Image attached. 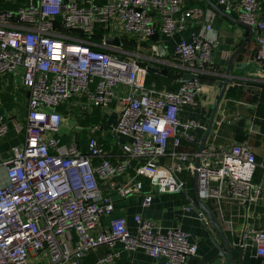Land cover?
<instances>
[{"label": "built area", "instance_id": "2783aa9c", "mask_svg": "<svg viewBox=\"0 0 264 264\" xmlns=\"http://www.w3.org/2000/svg\"><path fill=\"white\" fill-rule=\"evenodd\" d=\"M188 2L24 0L16 10L0 9V77H20L29 93L20 128L24 142L0 159V264H30L32 254L44 251L51 264H82L101 246L116 244L127 252L143 250L164 264H185L198 254L188 233L163 229L141 215L135 216L132 231L126 217L113 216L112 193L120 199L142 196L149 208L156 194L185 192L187 182L180 175L188 173L197 176L206 202L251 206L262 199L264 187L254 180L259 163L248 141L179 151L182 136L193 139L192 130H207L180 114L199 107L202 78L210 73L218 47L216 13ZM218 2L226 10L238 5L239 21L255 34L256 58L264 63V0ZM192 24L195 29L179 40L175 56L194 78H179L177 90L148 84L149 67L161 56L154 39L191 31ZM121 86L127 91L118 92ZM113 104L117 121L111 131L130 139L116 160L98 135L102 122L80 128L89 134L85 149L77 142L62 143L60 131L72 113L66 116L60 107L70 112L77 107L80 114L100 108L103 116ZM7 133L8 123L0 117V141ZM170 139L172 163L165 164ZM200 217L205 220L203 213ZM104 218H109L106 226ZM242 241L243 248H255L264 259V227L246 224ZM119 256L107 253L97 264H111Z\"/></svg>", "mask_w": 264, "mask_h": 264}, {"label": "crops", "instance_id": "0c3cea01", "mask_svg": "<svg viewBox=\"0 0 264 264\" xmlns=\"http://www.w3.org/2000/svg\"><path fill=\"white\" fill-rule=\"evenodd\" d=\"M210 2L211 0H203L202 2L189 0L188 2L190 7L200 5L204 9L210 8L216 13L213 24V36L218 41V47L214 55V65L210 68V73L202 78L203 92L199 99V107L184 109L180 117L184 121L196 119L208 128L212 108L219 100L227 80L230 79L231 83L228 85L226 93L218 107L207 145L227 146L248 141L256 153L257 158H264V138L261 137L262 128L255 124L254 120L255 110L257 108V103L254 100L257 94V87L254 85L258 80L264 79V63L259 62L256 58L257 46L254 37L255 34L253 35V32L247 27L237 23L239 21L238 5L234 4L230 10H226L219 5L217 0L216 4L227 14L224 15L214 10ZM194 29L195 26L192 24L191 31L188 30L187 32L171 37L158 35L154 39V42L158 44L161 56H155L156 61L153 63V67L158 69L167 68L169 71L165 75L149 72V75L152 73L155 79H151V82L148 81V84L152 82L157 83L158 79H160L161 83H163L162 88H175L180 85L179 78L185 76V72L181 60L175 56V50L179 40L182 37H189ZM167 78L170 80L163 81ZM235 87L242 89L243 95L228 99V92ZM126 91L127 89L123 86L118 89L120 93ZM28 100L29 93L23 87L20 77L18 78L13 75L0 77V117H3L8 123V133L0 141V159L9 158L12 148L24 142V133L20 128H23L25 125ZM100 110L103 129L98 135L101 137L106 150L111 154L113 160H116L122 155V144L129 142L130 139L117 137L111 131L112 126L117 121L114 104L106 115L102 116L103 111L102 109ZM60 111L66 116H70V113L67 114L64 109ZM71 113L76 123L75 126L78 125L79 129L90 126L80 125L78 123V117L90 116L92 112L80 114L76 107L72 108ZM228 118L231 120V123L228 122ZM68 120L70 119L66 118L63 125L67 124ZM190 135L193 139L182 136L179 151L189 153L199 152L198 144L203 141L205 131L192 130ZM72 136H74L73 141H70L65 133L62 132L61 128L59 138L63 144L71 145L73 142H77L81 148H86L89 134L85 129L81 135L79 130H74ZM173 151V139H170L167 156L163 158L165 164L172 163L170 154ZM258 168H263L264 170V165L259 163ZM131 173L134 174L133 171ZM182 175L185 178H182ZM180 177L187 182V185L188 180H193L192 189H186L185 192L175 195L156 194L149 208L143 207L142 196H131L126 199H120L117 193L113 192L112 196L115 198V211L113 216L126 217L128 226L132 231L136 229V223L134 221L136 215H141L145 219L151 220L163 229H182L198 245L197 256L188 259L185 264H227L224 259L220 258L221 251L219 246L224 251H227L223 238L216 228L210 225V219L206 213L202 211L205 216V220H202L200 213L193 207V203H196L193 191L195 176L183 173ZM142 180H145V178H142ZM254 180L255 183L263 185L264 187V172H258L257 169ZM118 181H122V179H118ZM203 202L214 213L222 226L226 240L231 246L235 261L238 263L241 260L243 264H255L257 260H261L260 264H264V259L256 255L255 248H243L241 243L242 232L246 224H251L255 227H264V196L259 202L251 206H244L223 200H211L207 202L203 200ZM188 206L191 210L186 209ZM108 223L109 218H104L103 224L106 226ZM241 249H243V253L240 252ZM115 252H119L120 256L111 264H164V259H153L143 250L127 252L121 244H116L112 249L101 246L96 251L90 253L82 264H97L101 257L107 253ZM30 264H51L49 251L32 254L30 256Z\"/></svg>", "mask_w": 264, "mask_h": 264}, {"label": "water", "instance_id": "95a60500", "mask_svg": "<svg viewBox=\"0 0 264 264\" xmlns=\"http://www.w3.org/2000/svg\"><path fill=\"white\" fill-rule=\"evenodd\" d=\"M216 2H217V0H211V2H210V4L213 7V9L216 10V11H218V12H220V13H222V14H224V15H227L225 12H223L219 8V6L216 4ZM237 23H240L241 25L247 27L250 31H252L249 26L244 25L240 21H237ZM107 42L108 43H113V44H116V45L119 44V42H118L117 39H108ZM233 58H232V60H233ZM149 71L150 72H154V73H159V74L165 75L169 70L167 68L158 69V68H154V67H149ZM182 78H183V80L186 81V80L193 79L194 76L193 75H190V74H185V76H183ZM230 83H231V80L228 79L227 82H226V84L224 85V87L222 89V92H221V95L219 97V100L217 101V103L215 104V106H213V108H212V113H211V116L209 118L208 128L205 131V135H204L203 141L200 144H198L199 145V151H202L206 147V145H207L209 136L211 134V131H212V128H213V125H214V119L216 117V114H217V111H218V107H219L220 102H221L224 94L226 93L227 87H228V85ZM194 180H195V186H194L193 191H194V194H195L196 203H193V207L199 213H202V211H204L206 213V215L210 219V225H212V226H214L216 228V230L219 232V234L221 235V237L223 238V240H224V242L226 244L227 251H224V249L220 248V246H219V249L221 251L220 252V258L224 259L225 262H227V264H243L241 260L238 263L235 261L234 255H233V252H232V249H231V246L228 243V241L226 240V237H225V234H224V230L222 229V226L220 225V223L217 220V218L214 215V213L208 208V206L206 205V203H204L203 200L199 196V191H198V178H197V176H195V179ZM246 205L248 206V203ZM241 243H243L242 240H241ZM240 252L243 253V249H241Z\"/></svg>", "mask_w": 264, "mask_h": 264}, {"label": "trees", "instance_id": "16d2710c", "mask_svg": "<svg viewBox=\"0 0 264 264\" xmlns=\"http://www.w3.org/2000/svg\"><path fill=\"white\" fill-rule=\"evenodd\" d=\"M24 3V0H19L17 3H12V2H6V3H3V2H0V9H7V10H16L18 9L20 6H22ZM154 76L153 74L151 73L148 77V81L151 82V79H153ZM155 79V78H154ZM165 80H170L169 78L167 79H164L163 81ZM162 84L160 79H158V82H157V85L159 86V88L162 89ZM168 85V84H167ZM180 85H178V87H175V88H172L174 90H177L179 88ZM254 86L257 87V94H256V97H255V102L257 103V108L255 110V124L259 125L261 128H262V136L264 138V84L262 83H256ZM240 95H243V92H242V89L238 88V87H235V88H232L230 89V91L228 92L227 94V98L228 99H233L235 97H240ZM66 110L67 114L68 113H71L69 110L67 111V107L66 106H62L59 108V110ZM78 120H79V124L82 125V126H89L91 124H99L101 122V110L100 108H95L93 111H92V114L90 116H81V117H78ZM257 161L259 163H262L264 165V158H257ZM134 172L135 173V170H131V172ZM258 172H264L263 168L259 169L258 168ZM182 178H185V176L183 177L182 175ZM146 180V179H145ZM144 180V181H145ZM188 185L186 187V189L188 190H191L192 189V186H193V180H188ZM146 183V186L148 185V181L146 180L145 181ZM211 203V202H210ZM212 204V203H211ZM212 207L214 208V206L212 205ZM261 260L260 261H256L255 264H260Z\"/></svg>", "mask_w": 264, "mask_h": 264}, {"label": "rangeland", "instance_id": "374dc122", "mask_svg": "<svg viewBox=\"0 0 264 264\" xmlns=\"http://www.w3.org/2000/svg\"><path fill=\"white\" fill-rule=\"evenodd\" d=\"M72 118L73 117H69L70 120H68V123L63 125L62 127V132L65 133V135L70 141H73L74 136H72V132L74 133V130L76 129L79 130L80 135L83 133V131H81V129L78 128L79 127L78 125L75 126L76 125L75 120L74 118L73 119ZM73 126H75V128H73Z\"/></svg>", "mask_w": 264, "mask_h": 264}]
</instances>
